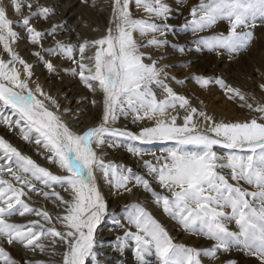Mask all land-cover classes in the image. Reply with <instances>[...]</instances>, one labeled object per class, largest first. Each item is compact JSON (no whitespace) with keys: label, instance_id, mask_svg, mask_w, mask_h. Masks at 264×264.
<instances>
[{"label":"snow or ice","instance_id":"1","mask_svg":"<svg viewBox=\"0 0 264 264\" xmlns=\"http://www.w3.org/2000/svg\"><path fill=\"white\" fill-rule=\"evenodd\" d=\"M136 2L138 5L142 4L155 19L166 21L170 18L169 13L172 10L163 3V0ZM12 3L14 11L19 13L20 2L12 0ZM114 4L120 8L117 34L113 37L109 30V35L105 39L95 42L94 46L99 50L95 54L94 73L89 77L80 76L86 84L88 80L98 81L105 93L103 125L92 128L82 135L74 134L56 115L47 110L44 104L36 100L33 91L28 88V83L20 79V74L15 68L10 67L11 64L19 63L27 73L28 80H31L29 65L11 52L8 41L14 42L17 33L12 31L14 25L7 20L5 10L0 7V43L11 56L8 63L0 61V102L18 113L31 130L39 133L43 140L37 139V144L42 143L52 154L50 162L58 163L67 175L65 177L53 175L37 166L30 158L22 156L2 139L0 149L3 150V154L10 153L16 158V167L25 176H31L49 188L58 184L68 185L75 194L71 204L61 201L68 206V214L58 219L66 222L64 227L68 231L60 233L53 229L46 233L68 246L63 264H87L89 261L98 260L94 251L98 246L94 234L102 222L107 205L95 185L94 172L98 169L105 174L108 171L114 173L116 166L103 164L94 150V145L103 147L104 138L114 136L139 140L144 144L174 141L179 146L193 145L201 148L203 151L199 154L185 152L182 147L171 152L169 161L160 169L148 164L147 167L151 172L158 174L160 185L172 198L158 196L155 192L152 193L153 196L158 204L162 202L165 213L178 219L186 230L203 232L207 239L215 241V248L204 253L197 252L196 256L204 255L214 259L220 250L227 252L232 245H236L256 251L258 253L256 258L264 264V107L254 109L261 114L258 119H252L244 124L214 125L210 135L201 133L195 127L191 116L185 119L183 126H177L176 117L170 121L157 119L164 117L168 109L175 108L177 102L181 108L188 102L163 84L161 79L163 70H159L155 62L151 65L144 63L145 60H151V57L143 55L140 51L133 33L139 31L142 37L149 34H166L167 25L132 20L127 11L129 0H114ZM28 7L31 8L32 5ZM47 13L48 9H43L34 15L46 17ZM190 15L193 17L192 30L197 32L227 20L230 23V32L227 36L201 40L200 43L211 49H232L250 43L252 33L239 35L237 30L255 26L257 16L264 17V0H211L209 5L202 3L199 8H193ZM30 19L31 17L24 19L22 25L16 26L25 27L31 35V42L36 44L39 43L42 34L28 27ZM166 46L164 42L156 39L144 45L145 48ZM60 51L71 53L72 49H61L58 46L49 54H59ZM83 51L82 48V54ZM80 67L82 71H93L85 68L83 64ZM47 69L53 71V65L48 63ZM201 83L202 86H207L209 81L203 80ZM153 85L165 90L171 99L157 102L152 90ZM36 91L43 95L39 88ZM229 91L239 99H244L238 92ZM125 105L128 111L135 113L136 121L156 120L155 126L143 129L138 136L105 127L116 122L117 111L127 116ZM195 114L193 110V115ZM25 139L28 137L25 136ZM214 146L238 149L249 154L230 155L226 163H219L222 158L212 151ZM8 163L11 165L12 161L9 159ZM224 168L231 169L232 180L238 183L245 182L254 186L257 191L247 192L230 185L220 174ZM2 171L0 168V172ZM8 171L11 172V167ZM124 171L130 172L128 169ZM12 178L20 184L19 189L0 178V240H6L9 245L19 242L25 248H32L44 233L37 234L25 230L35 225L21 227L9 224L6 220L14 215L13 209L18 205L24 212H34L22 203L24 188L48 197L45 193L37 191L26 179L22 180L21 176L13 174ZM116 180L119 191L122 185L126 187L128 177L117 176ZM143 186L148 189L146 183ZM249 198L251 201H259V205L250 203ZM225 209L231 210L230 216L226 214ZM35 214L43 216L46 222H51V217L46 213ZM129 222L136 228L137 233H126L124 242L125 246L128 240L135 242L138 264H144L145 256L152 255L157 258L158 264H199L198 260L192 258L191 250L175 246L168 234L143 209L133 206ZM229 222L236 224L237 232L228 230L226 225ZM0 258H3L4 264H13L3 248H0Z\"/></svg>","mask_w":264,"mask_h":264},{"label":"rangeland","instance_id":"2","mask_svg":"<svg viewBox=\"0 0 264 264\" xmlns=\"http://www.w3.org/2000/svg\"><path fill=\"white\" fill-rule=\"evenodd\" d=\"M56 1L59 0H18L21 4V11L17 13L14 11L12 0H0V7L5 10L7 20L14 25L12 31L17 33L14 42L11 40L8 41L11 52L29 65L31 69V80H28L27 73H25L23 66L19 63L11 64L10 67L15 68L20 74V79L28 83V88L33 91L36 100L44 104L46 109L56 115L74 134L82 135L92 128L103 125L105 93L101 90L99 82L94 83L92 81L86 84V87L89 89L87 93L90 95V101L85 102L87 104H93L98 108V116L92 121V117L81 116L78 106L80 101L66 103V101H69L70 95L66 98L63 97L68 90H57L58 84L65 78L71 81H79L78 78L81 75L85 77L89 75L88 71H82L81 68H76L75 61L92 64L93 66L91 67L94 70L95 53L92 52V48L95 47V42L105 39L109 35V30H111L113 37L116 36L117 26L120 23L117 19L120 14V8L115 6L114 0H110L109 15L107 14L103 18L102 24L98 25L101 27H96L89 22L83 21L82 16L73 17L75 11H69V13L67 11L65 15L64 9L68 5V0L58 3V6H53ZM163 3L172 10L169 13L170 18L166 21L155 19L147 12L142 4L138 5L136 0H129V8L127 10L132 20L146 21L158 25L166 24L168 28L166 34L157 33L142 37L139 31L133 33V38L140 48V51L143 55L151 57V60H145L144 63L151 65L155 62L157 68L163 70L161 73L163 84L172 89L175 95L188 102L183 108L177 102L175 108L168 109L164 117H158L157 119L170 121L173 117H176L177 126H183L185 119L191 116L195 127L206 135L211 134L214 125L244 124L250 122L252 119H258L261 114L255 112L254 109L264 107V17L257 16L255 26L237 30L239 35L251 32L252 38L250 43L232 49H211L209 46L201 44L200 41L211 40L219 36H227L230 32V23L227 20L220 21L211 28L197 32L192 30L193 17L190 15L193 8H199L202 3L209 5L211 4V0H183V2H180V0H163ZM28 5H32V7L29 8ZM80 5L83 8L93 10L91 8L93 4L89 1H79ZM178 8H180L179 11H177ZM43 9H49L46 17L43 15H34L37 12H42ZM50 9H54L52 13L49 12ZM175 12L178 14H174ZM176 15L179 16L177 17ZM30 17L28 27L42 34L39 43L36 44L31 42V35L25 27L16 26L22 25V21ZM60 17L68 20V25L64 28H56V33H50L49 31L54 27V22L62 20ZM73 28L74 30H72ZM66 35L69 36L67 40L62 41L59 39L60 36ZM152 39L162 41L167 46L145 48L144 45ZM58 46L61 49L71 48L72 52L65 54V52L60 51L59 54H49L53 49H57ZM82 48L84 49L83 54L81 53ZM95 48L97 51L99 50L97 47ZM179 49H183V51ZM35 53H39V55H35ZM85 53H88V57L91 58L92 62L86 60ZM194 56L198 57L192 59ZM10 60L11 56L5 52L3 44L0 43V61L8 63ZM48 63L53 65L55 76L53 79L45 81L39 74L48 70ZM66 72L76 74L69 76ZM164 77H167V79ZM203 80H208L209 84L202 86L201 82ZM49 83H51L50 88L47 86ZM37 88L40 89L43 95H40L36 91ZM14 90L19 91L18 89ZM152 90L155 93L157 102L171 99L165 90L155 85L152 86ZM229 90L238 92L244 99H239ZM55 97H57V100ZM125 110L128 112L126 117L117 111L116 122L109 123L105 127L109 130L118 129L138 136L142 131L141 127L143 125L146 127L155 126L156 120L136 121L134 119L135 113L128 111L126 105ZM193 110H195V115H193ZM15 113L11 108L7 112H0V139L11 148L16 149L22 156L30 158L37 166L58 177H65L67 173L59 167L58 163L50 162L52 154L43 147L42 143L37 144V139L43 140V138L40 137L39 133L31 130L27 123H20L23 119L20 116H15ZM129 120H134V123L127 126V121ZM21 129H25L27 132L31 130L30 136H27L28 139H25V137H22L23 139L21 138V140L14 139V132L17 130L22 132ZM104 139V146L96 147L94 145V150L103 164L114 165L116 167L114 173L108 171L105 174V172L98 169L94 172L95 185L107 205L106 213L103 215L102 222L95 231L94 238L98 234L114 236L118 231H127L128 229H131L130 233L136 234V228L129 222V217L133 212V206H136L149 214L152 220L168 234L175 246L191 250L192 258L198 260L199 264H229L230 259L228 258H231L234 254L242 255L240 262L236 264H243V262L250 259L261 264L256 258L258 254L256 251L236 245H232L227 252L220 250L214 259H210L204 255L196 256L195 254L197 252L204 253L209 249L215 248V241L207 239L203 232L186 230L178 219H174L165 213L162 202L158 204L156 198L153 196L152 193L155 192L158 196L167 197L168 199L172 198L170 193L160 185L158 174L151 172L147 165L151 164L153 167L160 169L169 161L171 152L182 147V150L185 152L199 154L203 151L201 148L193 145L179 146L174 141L144 144L140 143L139 140H131L127 137L114 136L105 137ZM212 151L222 158L219 163H226L230 155L247 156L249 154L246 151L225 149L219 146H214ZM126 153L128 157H122ZM9 159L12 161L11 165L8 163ZM2 165H5V170L7 171L11 167V172H8L6 175L0 174V178L7 180L9 183L12 182L11 184L15 188L19 189L20 184L13 180L11 177L13 174L21 176L22 180L26 179L37 191L46 194L48 198H45L44 195H37L34 192L28 191L27 188H24L25 195L22 196L21 200H26L30 204L40 207L44 205L45 209H47L46 214L51 217V222H46L44 218L42 221L43 224L45 226H54L60 233H66L68 231L64 227L66 222L58 219V217H63L68 214V209H66L68 206L61 201H67L69 204L73 202L75 194L71 191L70 186L58 184L52 188L45 187L41 182L34 180L31 176H25L16 167V158L12 157L10 153L3 154V150L0 149V167ZM125 169L130 170V172L124 171ZM220 174L233 187H240L243 191L247 192L257 191L254 186H250L245 182L241 181L238 183L232 180V172L229 168H224ZM117 176L128 177L126 187L122 185L119 191L116 187ZM145 183L150 190L143 186ZM52 192H56L61 198L62 196H67V199L64 197V199H57L54 195L51 197ZM31 196L39 198L44 203L32 201L29 198ZM249 201L252 204L259 205V201H251L250 198ZM56 203L59 204L58 209H52L54 208L53 204L55 205ZM22 210L23 208L18 207L17 213L9 217L6 222L13 225V222L19 218V212ZM113 212H117L118 215H109ZM225 212L227 215H231L230 209H225ZM112 223L121 225L115 226ZM40 227H34L33 229H37L38 231ZM226 227L234 233L238 231L234 222L227 223ZM43 228L45 229V227H42V230ZM25 230L28 231L30 228H26ZM133 230L135 233L132 232ZM42 233L44 234L36 244L41 245L47 242L45 245H49L50 240L55 239L46 234L44 230L37 234ZM124 238H117V240L110 242L111 247L118 248V251L107 254L106 257L108 258L106 259H100L97 256L98 260L89 261L87 264H106L112 256H117L120 260H116V262L111 264H138L135 242L128 240L125 246ZM97 245L94 251L102 247L99 243ZM13 247L14 249H22L23 251L25 249L19 242H14L9 245L6 240H0V248H3L8 254V258L13 261V264H35L29 260L30 258L25 260L17 257L14 254ZM60 247L66 251L68 249V246L63 247L61 245ZM31 250L35 252L36 248L32 247ZM122 253L124 254L123 256H121ZM60 256H62V253H59ZM0 264H4L3 258H0ZM144 264H158V260L154 255L145 256Z\"/></svg>","mask_w":264,"mask_h":264},{"label":"bare ground","instance_id":"3","mask_svg":"<svg viewBox=\"0 0 264 264\" xmlns=\"http://www.w3.org/2000/svg\"><path fill=\"white\" fill-rule=\"evenodd\" d=\"M63 1H66V0L56 1L53 6H58V3H61ZM79 1H89V2H91L93 4V7H91L93 10H90L88 8H85V7H84L85 8L84 9L82 7V5L79 6ZM109 4H110V0H68V5L64 9V14L66 15L67 11H68V13H69V11H75V14H74L73 17L82 16L83 21L89 22V23L95 25L96 27H101V26H98V25L102 24L103 18L107 14L109 15ZM174 9H176V8H174ZM53 10L54 9H52V10L50 9L49 12L52 13ZM179 10H180V8L177 9V11H179ZM55 11H57V10H55ZM174 14H178V13L175 12ZM97 16H100V17H97ZM176 16L178 17L179 15H176ZM60 18H62V17H60ZM68 23H69L68 20H66L65 18H62V20H58L57 22H54V27H52L51 31H49V32L50 33H56V28H64L66 25H68ZM72 30H74V28ZM68 37L69 36H67V35L66 36H60L59 39H61L62 41H65V40L68 39ZM89 47H91V46H89ZM90 50H91V48H90ZM92 52L96 54L97 49L95 47H93L92 48ZM65 54H68V53H65ZM84 55L86 57V60H89V61L92 62L91 58L88 57V53H85ZM197 57L198 56H194L192 59H195ZM75 62H76V64H75L76 68H81L80 65L83 64L85 66V68L87 67L88 69H92L93 70V68L91 67V66H93L92 64H87L86 62L83 63L82 61H75ZM93 73H94V70L92 72H89V75H87L86 77L91 76ZM66 74L69 75V76H72L73 72H66ZM39 75L41 76V78L43 80L47 81V80L53 79L54 76H55V73L53 71L50 72L49 70H46V71L41 72ZM78 79H79V81L78 80H76V81L72 80L71 81L68 78H65L64 80H61V83L58 84L57 90L61 91V90H66L67 89L68 91L65 93L63 98H66L69 95H70V97L68 99L69 101H66V103H68V102H73L74 103L77 100L80 101L78 106H79V111L81 113V116L92 117V121H93L98 116V108H97V106H95L93 104H87V102H85V101H90V95L87 93L89 91V89L86 87V83L85 82H83L80 78H78ZM92 81L94 83H98V81H95V80H88V82H92ZM47 86L50 88L51 87V83H49ZM55 99L57 100V97H55ZM59 103H60V101H59ZM8 109H9V107H6V106L0 104V112L1 111L7 112ZM15 116H20V115L18 113H15ZM20 123H25L26 124V122L24 120L20 121ZM133 123H134V120H129V121H127V126H130ZM141 128L143 130V129L149 128V127H146V126L143 125ZM21 131L22 132L17 130V131L14 132V134H13V135H15L14 139L21 140L22 137L30 136L31 130H29L27 132L25 129H21ZM122 157H128V154L126 153ZM0 168L3 169V171L0 172V174H2V175H6L9 172V171L5 170V165H2V167H0ZM8 175H7V177H8ZM48 195H50V194H48ZM52 195H54L55 198L56 197L61 198V196L57 195L56 192H52L50 196L52 197ZM63 197L64 196H62V198ZM29 198L32 201H35V202H38V203H44L39 198H35V196L34 197L31 196ZM64 198L67 199V196L64 197ZM22 203L26 204L28 206V208L34 210V212L33 213H27V212H24V209H23L21 212H19L20 216H19L18 219H16L13 222V225H17V226H21V227L32 226V225H35V227H38V226L40 227L41 226L40 230H38V231H37V229H33L34 227H30V231L35 232V233H39V232H41L43 230H44V232L47 233L48 231H51L53 229L55 231H57L54 226H52V227L49 226V225L45 226L43 224V222H42L44 217L41 216V215L35 214V213H47V211H46L47 209H45L44 205H42L41 207L40 206H36V205H32L26 200H22ZM58 205H59L58 203H56L55 205L53 204L54 208H52V209H58ZM18 207H20V206L18 205L17 207H15L13 209L14 215L17 213ZM66 209H68V207ZM22 212H24V214H20ZM109 215L117 216L118 213L117 212H113V213H111ZM112 224H115V226L116 225H119V226L121 225V224H117V223H112ZM42 227H45V229L43 228V230H42ZM130 232H131V229H128L127 231L122 230L121 232L118 231L114 236H111V235L104 236L103 234H98L97 237L95 238V241L97 243H99L102 247H100L99 250H97V251L95 250L96 255L99 256L100 259L108 258V257H106L107 254L114 253V252L119 250L118 248L111 247L110 242L112 240H117V238L121 239V238L126 236V233H130ZM132 232L135 233L134 230ZM44 238H45V236H44ZM45 244H41V245L36 244L35 246H33L34 248H36L35 252L32 251L31 248H25L24 251H23L22 249H16V248L14 249V247H13L14 252H15L14 254H16L17 257H19V258L21 257L22 259H25V260H28L30 258L29 260L31 262H34L35 264H49V263H52V264H57V263L63 264L64 254H65L66 250L62 249L60 246L63 245V247H65L67 245L64 244L58 238H55L54 240H50L49 245H45ZM41 247L43 248V251H41ZM44 247H46V248H44ZM59 253H62V256L59 257ZM123 255L124 254L122 253L121 256H123ZM241 258H242V255L234 254L231 258H228V259H230L229 262H234V264H236V263L240 262ZM31 259H35V260H31ZM116 260H120V258L117 257V256H114V257L112 256V257H110L108 259L106 264H111L113 262H116ZM243 264H259V263L257 261H255V260L250 259V260H247V261L243 262Z\"/></svg>","mask_w":264,"mask_h":264}]
</instances>
